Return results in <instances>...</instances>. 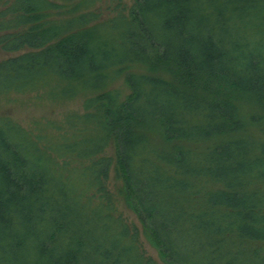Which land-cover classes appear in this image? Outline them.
<instances>
[{"label": "trees", "instance_id": "obj_1", "mask_svg": "<svg viewBox=\"0 0 264 264\" xmlns=\"http://www.w3.org/2000/svg\"><path fill=\"white\" fill-rule=\"evenodd\" d=\"M97 1L0 0V98L81 101L0 114V264H264V0Z\"/></svg>", "mask_w": 264, "mask_h": 264}, {"label": "rangeland", "instance_id": "obj_2", "mask_svg": "<svg viewBox=\"0 0 264 264\" xmlns=\"http://www.w3.org/2000/svg\"><path fill=\"white\" fill-rule=\"evenodd\" d=\"M81 0H73L72 4H77ZM127 7L132 4V0H98L93 6L88 8V11H94L102 20L107 19L116 11L117 2ZM117 4V5H116ZM13 54L6 53L0 50V60L5 59ZM41 93H30L24 95H11L10 97L0 98V114L8 115L12 119L18 121L25 128L37 129L43 127L47 121L60 120L63 113L81 105V101H65V103L54 102L45 97H40ZM110 187L114 189V182L110 181ZM120 211L124 214L127 221L139 226V222L132 212L121 207ZM142 246L147 255L159 261L158 253L155 248L149 245L143 236H140Z\"/></svg>", "mask_w": 264, "mask_h": 264}]
</instances>
